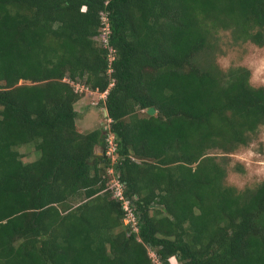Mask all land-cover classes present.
<instances>
[{
  "label": "trees",
  "instance_id": "trees-1",
  "mask_svg": "<svg viewBox=\"0 0 264 264\" xmlns=\"http://www.w3.org/2000/svg\"><path fill=\"white\" fill-rule=\"evenodd\" d=\"M101 10L109 75L93 40ZM220 30L262 45L264 0H0V264H155L147 248L159 264H264V179L223 185L226 156L208 155L264 126V87L211 57ZM63 78L107 88L106 131H78L85 93ZM23 144L38 156L23 162ZM106 167L134 204L136 232Z\"/></svg>",
  "mask_w": 264,
  "mask_h": 264
},
{
  "label": "rangeland",
  "instance_id": "rangeland-1",
  "mask_svg": "<svg viewBox=\"0 0 264 264\" xmlns=\"http://www.w3.org/2000/svg\"><path fill=\"white\" fill-rule=\"evenodd\" d=\"M216 37L219 52L216 51L215 54H211V57L213 56L217 66L223 71L230 66L246 67L249 71V84L264 87V43L258 46L243 39L233 42L229 30L218 31ZM200 58L204 60L202 56ZM83 93L85 94L73 104V108L77 113L74 122L78 131L85 132L96 127L106 131L109 120L104 117L103 107L99 103V95L96 93ZM16 149L20 153L23 162L31 161L38 156V152L33 149L32 144H23L16 147ZM98 151L99 148L96 147L95 152ZM208 155L216 158L221 155L226 156L225 175L222 179L223 185L231 186L236 190L255 187L264 179V126L258 128L247 145L239 146L228 154L211 149L208 151ZM106 175L108 178L107 186L109 187L115 174L106 167ZM147 254L152 261L156 259L150 248H147ZM171 261L174 260L171 259Z\"/></svg>",
  "mask_w": 264,
  "mask_h": 264
},
{
  "label": "built area",
  "instance_id": "built-area-1",
  "mask_svg": "<svg viewBox=\"0 0 264 264\" xmlns=\"http://www.w3.org/2000/svg\"><path fill=\"white\" fill-rule=\"evenodd\" d=\"M83 9V7H82ZM99 16V30L98 33L93 36V40L96 41L101 47L106 49V73L109 75L111 72V61L114 58L113 48L108 43V36L110 33L109 29V23L108 18L106 15V12L101 10L98 13ZM64 81L68 82L75 92H88V93H96L99 95L100 99H103L105 97V94L107 92V88L101 92H98L97 90H90L87 88V86L83 85L82 83L78 81H71L67 78H63ZM112 84V80L108 83V87ZM105 150L104 155L109 158L110 164H112L115 161L116 154V143L114 141L113 135L110 132L105 133ZM110 171H112L111 167H108ZM112 183L108 187L111 190L112 196L114 199L120 202L121 210L123 211V217L121 219L122 223L126 225L131 231L136 232L137 231V216L134 210V204L123 193V183H121L116 175L112 177ZM155 264H159L157 259H153Z\"/></svg>",
  "mask_w": 264,
  "mask_h": 264
},
{
  "label": "water",
  "instance_id": "water-1",
  "mask_svg": "<svg viewBox=\"0 0 264 264\" xmlns=\"http://www.w3.org/2000/svg\"><path fill=\"white\" fill-rule=\"evenodd\" d=\"M146 113L147 114H154L155 115V111L152 107H149L147 110H146Z\"/></svg>",
  "mask_w": 264,
  "mask_h": 264
}]
</instances>
